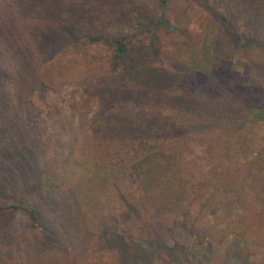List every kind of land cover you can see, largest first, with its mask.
I'll use <instances>...</instances> for the list:
<instances>
[{
  "label": "rangeland",
  "instance_id": "rangeland-1",
  "mask_svg": "<svg viewBox=\"0 0 264 264\" xmlns=\"http://www.w3.org/2000/svg\"><path fill=\"white\" fill-rule=\"evenodd\" d=\"M127 1L135 5L140 25L156 30L159 58L129 89L125 109L140 113L153 90L172 100L170 107L151 110L183 131L160 141L179 162L182 201L178 209L161 210L122 175L107 181L83 177L95 159L102 160V169L113 167L107 157L114 146L96 141L91 124L96 99L120 95L106 66L92 64L88 84L57 88L46 108L30 115L44 126L46 162L22 154L19 143H2L0 199L22 202L37 217L36 224L22 212L11 217L21 260L264 264V32L226 6L218 10L230 18L240 41L199 0H170L160 22L157 0ZM36 181L37 190L20 194Z\"/></svg>",
  "mask_w": 264,
  "mask_h": 264
},
{
  "label": "trees",
  "instance_id": "trees-1",
  "mask_svg": "<svg viewBox=\"0 0 264 264\" xmlns=\"http://www.w3.org/2000/svg\"><path fill=\"white\" fill-rule=\"evenodd\" d=\"M199 1L237 41L241 37L218 5L238 18L250 19L264 32V0ZM157 2L160 22L170 0ZM155 31L140 25L135 5L127 0H0V149L3 142L7 146L19 143L22 154L46 162L48 143L41 138L44 126L30 115L45 109L49 96L59 93L57 88L75 81L84 87L92 79L89 68L100 63L120 87L115 98L96 99L91 124L96 141L114 146L107 157L113 167L102 169V160L95 159L83 177L107 181L122 175L146 202L161 210L176 209L183 195L179 162L163 142L176 139L183 131L163 121L161 115L153 117L151 110L167 108L172 100L153 90L143 99L140 113L125 109L129 89L145 78L149 62L159 58ZM84 66L86 70L81 71ZM180 113L194 118L193 112ZM44 179L51 181L48 176ZM39 186L36 181L20 194L27 196ZM16 212L37 222L33 208L0 199V264H24L17 227L10 222Z\"/></svg>",
  "mask_w": 264,
  "mask_h": 264
}]
</instances>
